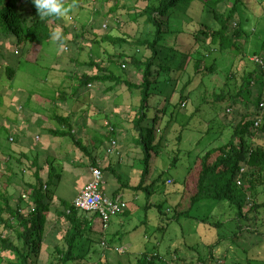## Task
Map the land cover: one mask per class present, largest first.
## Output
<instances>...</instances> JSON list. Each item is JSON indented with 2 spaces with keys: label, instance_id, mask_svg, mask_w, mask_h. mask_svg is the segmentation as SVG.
<instances>
[{
  "label": "trees",
  "instance_id": "trees-1",
  "mask_svg": "<svg viewBox=\"0 0 264 264\" xmlns=\"http://www.w3.org/2000/svg\"><path fill=\"white\" fill-rule=\"evenodd\" d=\"M90 1L92 0H71L70 4L68 0H62L65 6L70 4L71 7L72 5L74 8L79 7L80 9L77 12L82 9L79 5H84V3ZM102 1L108 2V5L111 3L110 0ZM188 1L194 0H144L145 6H133L136 10L132 15V19L137 20L143 17L144 22L141 34L135 38L128 33L119 35L112 28L105 32H102V30L101 32L100 30L95 31V38L91 42L104 46V51L109 56L107 64L106 62L100 63L92 54V43L89 42L90 44H87L85 29L79 31L77 24H75L74 29L70 28L72 24L70 19L73 18L72 12L69 11L64 17H40L37 15L32 0H0V27L5 28L4 35L0 36V39L5 42V39L8 40L14 36L16 42H9V45L14 47L19 53L24 47V50L29 49L25 46L26 44L28 47L42 48L43 45L54 39L52 33L59 30L61 38L56 40L63 49L65 48V41H68L69 44L78 43L79 53L89 49V60H81L79 56L71 57V60L79 65L87 64L96 67V69L91 67L90 70H85L82 73L77 71L69 73L76 79L74 84L76 93L87 88L89 84H94L101 88L107 82L113 83L105 88L107 91L114 89V86L119 84L128 86L132 91H140V100L135 106V115L131 118L132 127L135 131V145L142 152L140 159L142 166L140 165L139 167L140 178L137 184L125 182L122 174L117 173L115 167L109 164L105 171L112 172L119 181V186L115 188L112 195L124 193L126 189L143 190L148 202L144 207L148 209L155 205L161 222H165L164 227L169 226L172 220L179 221L182 218L198 220L199 235L203 239L201 243L204 244L203 247L208 246L211 253L221 243V238L217 234V238H215L211 231L213 228L217 231L222 229L225 226V222L223 220L213 221L208 215L203 216L199 212L201 207L205 204L220 205L223 204V201H226L224 203L229 204L236 211L232 220L237 222L238 231L233 232V234H238L239 236L246 232H253L244 221L249 216V213L251 211L259 213V210L264 208V201H260L261 195L264 193V189L261 188L264 185V106H261V103L264 102V63L253 61V68L245 71L244 83H241L242 86H239L237 92H229L222 88L219 93L214 91L212 95L215 98V102H222L228 99L233 105L239 100H243L244 97L247 102L253 104L254 114H243L238 122L234 124L232 137L227 142L211 147L203 154L198 155L182 178H174L173 181H170L171 183L167 186L171 192L166 190V194L168 193V196L172 194L179 196L180 200L178 203L171 207L169 206L167 209L164 207V202L152 204L149 200L153 194V185L157 180L148 185L147 179L151 172V161L154 155H159V149L162 145L161 139L164 138L161 136L160 139H157L155 129L150 126V99L155 92V86L163 66L161 65L158 69L155 68L158 63L157 59L160 58V47L163 46L162 42L165 40L166 33L177 32L189 35L193 43L196 44L193 45V49H184V53L187 52L188 59L183 66L184 69L182 68L184 73L180 76L178 75L177 79L182 80L185 77L184 75H187V80L180 90V103L175 104L174 108L181 103L184 106L187 105L186 100H183L190 97L187 93V86L193 82V75L200 74L202 76L205 71L213 73L217 69V57L214 58L211 64H208L207 58L209 55L224 52H231L235 55L244 53L241 61H245L247 53L246 43L253 34L252 28H247V25L242 20L241 9L246 7V0H199L206 6L210 5L213 12V21L210 23H193L196 25L195 28H192L193 30L185 28L186 26H182L180 30L173 31L167 28L166 21L172 17L174 8L178 4ZM258 1L264 3V0ZM119 6V0H116L112 5H109V10L107 9L108 12L106 14L116 11ZM82 28H85L84 25ZM73 30L75 31L74 34ZM79 39L81 40L79 41ZM3 41H0L1 50L5 47ZM123 43L136 48L130 52L128 48L119 47L116 52L110 53V45ZM140 47L145 50L149 49V54L139 53ZM252 54L253 56H264V41L260 45H256ZM241 61L239 67L245 65ZM117 63L120 64L121 68L123 64L132 65L135 72L138 73L139 79L133 81L130 76H123L121 73H117L112 69V66H116ZM5 68L7 74L11 76L10 78H13L17 70H13L9 65L5 66ZM167 69H171V67L168 66ZM246 94L248 95L245 97ZM177 113L178 111L174 113L171 111L172 119L176 118ZM60 119L67 121L68 130L58 132L50 129V133L71 137L85 154L88 153L87 145L77 138L73 132L70 116H60ZM258 119L263 120L261 125L255 124ZM112 128L107 135L109 138L104 137L100 145L112 138H117L116 128L114 126ZM182 133L183 130L177 136L179 139H182ZM118 151L116 149L117 153ZM89 154L92 155L93 152ZM4 159L8 160V162L10 161L9 157ZM178 161H180L179 154L174 156L171 166H176ZM97 163L96 159L92 157V164L97 165ZM243 168L245 169L242 170ZM41 170L43 171L38 166L37 171H35V181L26 185V192L23 193L26 194V197L21 194L19 205L12 204L9 197L1 193V197L6 198L4 200L5 206L0 205V225L3 223L4 228H10L11 232L16 234V240H13L11 236L6 235L8 233L0 229V264L4 262V259H7L4 252L8 253L9 251L14 253L16 259L9 261L8 264H39L40 254L44 246L46 213L50 211V203L54 199V191L50 185L57 187L62 177L61 174L57 173L58 171L53 165H51L47 180H44ZM162 175L163 173L159 175V178ZM239 179L241 184L238 183ZM123 196L125 198V193ZM23 201L25 204L27 203L25 209V205L21 204ZM61 204L64 210L58 214L65 217L69 223L65 234H60L65 245L55 246L54 260L52 259L46 264H81L86 260V250L89 249V247H86L87 243L90 244V242L94 241L92 236L94 216L77 209L73 201L62 200ZM6 211L9 215L4 218L3 214ZM129 211L127 208L118 216L121 214L128 216ZM218 234L220 233L218 232ZM99 240L101 248H104L102 244L103 238L101 237ZM233 240L236 243V239ZM176 253L177 250L175 249V257L173 258L175 264H180L181 260H186L184 255H176ZM211 260L218 261L219 258L212 256V254L206 256L201 253L197 260L192 261L191 264H211ZM258 260L260 259H247L248 264H255ZM137 264H170V262L164 259L157 251L152 254H141L137 259Z\"/></svg>",
  "mask_w": 264,
  "mask_h": 264
},
{
  "label": "rangeland",
  "instance_id": "rangeland-1",
  "mask_svg": "<svg viewBox=\"0 0 264 264\" xmlns=\"http://www.w3.org/2000/svg\"><path fill=\"white\" fill-rule=\"evenodd\" d=\"M68 1V3L71 2V0ZM110 1L109 5H112L116 0ZM246 1V7L241 9L242 20L247 25V28H252L253 34L246 43L247 53L245 61H241L244 53L235 55L231 52H224L209 55L207 58L208 64H211L214 58L217 57V69L213 73L205 71L202 76L200 74L193 75V82L187 86V93L190 97L183 100H186V106L181 103L178 107L174 108L175 104L180 103V90L187 80V75H184L185 77L182 80L177 79V76L184 73L183 66L188 59L187 52L184 53V49H193V45L196 44L193 43L189 35L177 32H167L165 35V40L162 42L163 46L160 47V58L157 59L158 63L155 68L158 69L161 65L163 66L161 67V74L155 86V92L150 99V126L155 129L157 139H160L161 136L164 138L161 139L162 145L159 149V155H154L151 161V172L147 179L148 185L157 180L153 185V194L149 200L152 204L164 202V207L167 209L169 206L171 207L178 203L180 200L179 196L173 194L168 196V193L166 194V190L171 192L167 186L171 183L170 181H173L174 178H182L198 155L203 154L211 147H216L221 143L227 142L232 137L234 124L238 122L243 114H254L253 104L247 102L244 97L243 100H239L233 105L228 99L222 102H215V98L212 96L214 91L219 93L222 88L229 92H237L239 86H242L244 83L245 71L251 70L254 66L253 57L255 55L253 56L252 54L254 48L264 41V3H260L258 0ZM70 4L68 6L73 17L70 19L72 21L70 28L74 29L75 24H77L79 31L85 29L87 44H90L89 42L94 40V32L97 30L105 32L112 28L119 35L128 33L134 36V38L139 36L143 30V17L134 20L132 19V15L136 10L133 6H145L144 0H119V8L111 14H106L109 10V5L108 2L102 0H92L84 3V5H79L82 8L79 12H77L80 9L79 7L74 8ZM167 20V28L172 31L180 30L182 26L193 30L192 28L196 26L193 23L198 22L200 24V22L210 23L213 21V12L210 5L206 6L199 0L182 2L174 8L172 17ZM5 25L8 27L7 24ZM83 25L85 28H82ZM4 32L5 28L0 27V36L4 35ZM74 33L75 31L73 30ZM9 42L13 43L12 40H9ZM77 44H69L68 41H65L64 46H67V48L63 49L58 41L53 39V44H50L52 48L46 49V54L44 56L41 55L37 61L40 66L42 64H47V66L54 65V68L48 69V75L51 76V80L55 84L58 83V78H64L62 88L69 93H71L73 84L76 82L69 73L72 71L82 73V71L90 70L91 67L96 69L94 66L87 64L79 65L71 60V57L78 56L81 60H89V49L79 53ZM103 47V45L92 43L91 52L100 63L106 62L107 64L109 56ZM119 47L128 48L130 52L136 48L127 43L110 45V53L116 52ZM139 49V53L149 54V49L145 50L143 47ZM59 55H61L63 60H56V57ZM20 57H15L14 61L19 60ZM240 61L244 62L246 67H244L245 65L239 67ZM168 66L171 69H167ZM10 67L13 70L18 69L15 63L10 65ZM20 67L27 70V61L22 62ZM35 69L36 71L33 74L40 72L42 74L44 72L39 67ZM112 69L123 76H130L133 81L139 79V75L135 72L132 65H126L125 67L122 65L121 68L120 64L117 63L116 66H112ZM5 70L6 68L0 71V87L12 86L14 84L18 86L22 83H28L27 79L24 78L20 79L18 77L16 80L10 78L11 76ZM30 84L41 85L38 82L35 83V78L27 86ZM111 84L113 83L107 82L101 89H98L100 87L94 84L92 86L88 85L86 90L88 92L85 93H87L86 98H92L90 99L94 106L93 111L99 113L100 119L105 122L104 125H107L108 130L114 124L117 125L118 131L120 130L121 135L116 138L118 140L117 150H119L123 146L120 140L130 133L134 134L131 127V118L135 115V106L139 103L140 91H132L124 84L116 85L114 89H110L107 92L102 91V89ZM69 97H71L70 102L74 100L78 108L86 106L84 105L83 97L78 98L76 95ZM171 111L173 113L178 111L175 119H172L170 115ZM262 122L263 120H261L260 125ZM184 126L185 128L183 129ZM130 128L132 131H129ZM181 130H183L182 139H179L177 136ZM67 139L70 142L72 140L69 136ZM110 141H108V145H110ZM5 151L9 150L4 149L3 144L0 148V205L5 204L4 200L6 198L1 197V193L9 197L12 204L17 203L18 197L26 191V182L21 183L20 178L24 180L28 176L15 175L13 170L6 168V164L9 166L10 164L2 159V153ZM137 153L142 156L141 149L137 146L123 158V153L120 155L115 151L111 154L107 152V155L112 156L114 154V156L111 157V160L106 158L107 162L103 166L101 165L106 181L105 186H119V181L112 172L105 171L108 164H112L117 173L122 174L125 182H129L130 184L138 183L140 178L139 167L142 164L137 157ZM178 154L180 161H178L176 166H171L174 156ZM127 156L129 157L126 158ZM161 173L163 175L159 178ZM64 178H66V181L64 180L59 188L50 185L57 195L67 192V189L71 186L70 177L64 175ZM261 188L264 189V185ZM125 199L129 204V215H117L111 220L112 227L114 225L116 227L121 226L120 232H111L109 231L110 228L103 230L99 216L88 213L94 216L96 228L92 231L94 241L90 242V244L87 243L86 247H89V249L86 250V260L81 264H137V259L141 254H152L157 251L170 264H175L173 260L175 249L177 250L176 255H184L186 258V260H181L180 264H191L192 261L197 260L201 253L206 256L212 254V256L219 258L218 261L211 260V264H248L247 259L249 258H254L255 260L258 258L260 260L256 261L255 264H264V208H261L259 213L255 211L249 213V216L244 221L253 232H246L239 236L238 234H233V232L238 231L237 222L232 220L236 211L229 204L224 203L226 201H223V204L220 205L205 204L201 207L199 212L203 216L208 215L213 221L223 220L225 222V226L222 229L217 231L213 228L212 231L210 230L215 235V238H217V235L221 238V243L210 253L209 247H203L204 244L201 243L203 239L199 235L198 220L186 218H182L179 221L172 220L169 226L164 227L165 222H161L157 207L155 205H152L148 209L144 207L148 202L143 190L134 191L126 189ZM260 201H264V193L261 195ZM8 215L6 211L3 217L6 218ZM0 229L8 233L6 235L11 236L13 240H16V234L11 232L10 228H4L3 223L0 225ZM107 232L108 234H106ZM50 235H53L54 239H51V241L47 239V243L45 242L46 245L42 247L43 251L40 254L39 264H46L52 259L54 260L55 246L65 245L60 235ZM101 237L106 241L104 248H101L99 243ZM233 239H236V243ZM19 244L21 245L20 241ZM4 254L7 256V259H4L2 264H8L9 261L16 259L14 253L10 251L8 253L4 252Z\"/></svg>",
  "mask_w": 264,
  "mask_h": 264
},
{
  "label": "crops",
  "instance_id": "crops-1",
  "mask_svg": "<svg viewBox=\"0 0 264 264\" xmlns=\"http://www.w3.org/2000/svg\"><path fill=\"white\" fill-rule=\"evenodd\" d=\"M9 40L16 42L14 36L8 39L7 42ZM50 44H53V40L43 45L40 49L35 46L28 47L26 44L25 46L29 49L24 50V47L19 53H15V48L12 46L0 49V71H3L5 66L15 63L18 69L14 74V80L20 77V79H27V82L30 83L35 78V83L41 84L40 86L31 84L27 86L28 83H22L18 86L14 84L0 87V148L4 144V149L9 150L2 153V159L4 161L5 157L10 159L8 162L10 166L6 164V168L13 170L15 175H28L24 180L20 178L21 183L26 182V185L35 181V171H37L38 166L43 169L41 171L44 180L49 178L51 165L56 168L57 173L62 175L60 182L55 188H59L64 180L66 181L64 175L69 176L71 180V186L67 189V192L61 191L60 195L54 192V199L50 203L51 209L46 213L44 246L46 245L45 242L47 243L48 240L54 239L53 235L50 234L59 236L67 231L69 227L67 219L58 214L64 210L61 202L62 200L72 202L89 180L92 157L103 166L107 162L106 158L111 160V157L114 156V154L112 156L107 155L108 141L100 145L104 137H108L109 130L107 125H104L105 122L100 119L99 113L93 111L92 98H86L87 93L85 92H88L86 91L87 88L76 93L74 85L76 82H74L72 91L69 93L62 88L64 78H58V83L55 84L51 80V76L48 75V69L54 68V65L47 66V64H42L40 66L37 63L40 56L46 54V49L52 48ZM18 56H21L20 59L14 61V58ZM61 59L63 60L61 55L56 57L57 61H61ZM25 61H27V70L20 67V64ZM37 67L44 72L42 74L41 72L33 74ZM102 91L107 92L106 89H102ZM72 95H76L78 98L83 97V102L86 106L78 108L74 100L70 102L71 97L69 96ZM60 116H70L73 132L77 138L87 145L88 153L85 154L73 139L70 142L67 139L68 136L50 133V129L58 132L68 130L67 121H62ZM114 127L116 128V135L120 137L121 133L120 130L118 131L117 125L114 124ZM129 131H132V129L130 128ZM128 135L120 140L123 146L119 148L118 154L121 155L123 153L122 158L134 150L136 146L134 134L130 133ZM11 136L14 137V140L9 139ZM90 152H93V154L90 155ZM137 157L139 160L141 159L139 153H137ZM116 187L115 185H107L105 186V192L112 195ZM124 193L121 194L124 195ZM19 198L20 196L18 200L15 199L18 205ZM21 204L25 205L24 209L27 207V203L25 204L24 201ZM92 226L94 230L96 228L94 218ZM120 227L115 225L112 227L111 221L109 231L120 232Z\"/></svg>",
  "mask_w": 264,
  "mask_h": 264
},
{
  "label": "built area",
  "instance_id": "built-area-1",
  "mask_svg": "<svg viewBox=\"0 0 264 264\" xmlns=\"http://www.w3.org/2000/svg\"><path fill=\"white\" fill-rule=\"evenodd\" d=\"M253 61L258 63H264V56L255 55ZM126 66V64H123ZM91 85V84H89ZM261 106H264V102L261 103ZM260 119H258L255 124H260ZM111 129H113L111 127ZM14 137H10V140H13ZM118 140L112 138L110 145L107 147L108 153L116 152ZM243 168L242 170H244ZM238 183L241 184V180H238ZM105 178L101 164L98 162L96 164H91L90 166V178L86 184L82 187L78 195L74 198V206L88 213L97 214L101 220L103 230L109 228L110 222L114 216L124 212L128 207V201L124 198L123 194L110 195L105 192ZM26 197V194H23ZM102 244L105 245L106 241L103 240ZM123 251V250H122ZM1 252V246H0Z\"/></svg>",
  "mask_w": 264,
  "mask_h": 264
},
{
  "label": "clouds",
  "instance_id": "clouds-1",
  "mask_svg": "<svg viewBox=\"0 0 264 264\" xmlns=\"http://www.w3.org/2000/svg\"><path fill=\"white\" fill-rule=\"evenodd\" d=\"M37 15L40 17L43 16H58V17H64L69 11L70 7L65 6L62 2V0H32ZM52 36L54 39H60L61 38V32L59 30H56L52 33ZM0 41H2L0 39ZM8 40L5 39V42L3 43L6 46H10ZM67 48V46L65 47ZM15 53H18L17 50H14ZM10 139V138H9ZM14 140V139H13ZM8 162V160L5 159V162Z\"/></svg>",
  "mask_w": 264,
  "mask_h": 264
}]
</instances>
